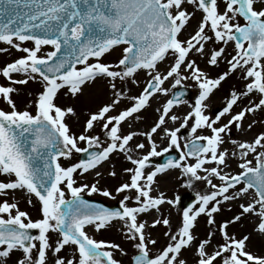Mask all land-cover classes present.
Wrapping results in <instances>:
<instances>
[{
    "label": "snow or ice",
    "instance_id": "snow-or-ice-1",
    "mask_svg": "<svg viewBox=\"0 0 264 264\" xmlns=\"http://www.w3.org/2000/svg\"><path fill=\"white\" fill-rule=\"evenodd\" d=\"M197 12V25L182 39ZM0 42L24 53L0 67L7 82L0 84V100L7 105L0 108V176L7 178L0 179V264H121L115 253L127 252L119 243L97 240L88 232H100L115 220L136 250L133 264H187L184 253L190 251L194 264H264V252L249 248L252 233L229 231L255 217L253 230L264 235V130L251 139L232 137V128L247 133L258 123L253 119L245 125L249 114L264 112V0H0ZM117 48L121 51L115 62L104 59ZM192 54L210 66L223 60L225 70L210 77L189 58ZM140 72L148 77L145 86L138 96L127 97L123 84H139ZM237 73L243 88L233 89L214 115L206 114L209 95ZM169 78L173 86L194 81L198 94L190 110L182 116L173 112L182 102L183 94L176 93L155 109L157 117L147 129L126 131L128 119H139L152 98L167 95L163 85ZM29 81L40 87L18 108L14 85ZM86 89H107L111 95L87 110L76 132L67 121L79 122L77 109L61 103V97L88 99ZM243 98L248 103L240 106ZM124 99L131 103L120 109ZM169 121L179 124L169 127ZM96 128L103 141L93 134ZM185 128L190 131L182 145L178 133ZM138 136L143 139L135 140ZM157 136L166 146L157 144ZM170 149L179 150V157L149 168L150 158ZM74 153L86 158L71 162ZM113 154H123L132 165L122 169L127 178L114 189L122 195L116 208L84 198V192L115 198L99 186V179L78 183L90 172L101 177L98 166ZM233 158L239 171H225ZM169 168L187 177L189 187L194 180L210 187L197 193L198 206L183 208L175 228L162 213L150 223L140 219L151 210L159 213L165 203L176 204L164 192L153 195L154 178ZM108 175L117 172L113 168ZM17 191L27 197L35 217L9 198ZM225 203L229 210L233 203L239 210L217 220ZM201 214L210 227L198 238L193 228ZM161 225L165 244L153 252L158 240L147 229ZM217 235L220 239L214 241Z\"/></svg>",
    "mask_w": 264,
    "mask_h": 264
},
{
    "label": "rangeland",
    "instance_id": "rangeland-1",
    "mask_svg": "<svg viewBox=\"0 0 264 264\" xmlns=\"http://www.w3.org/2000/svg\"><path fill=\"white\" fill-rule=\"evenodd\" d=\"M189 11H191V6H189ZM200 18V13L197 12L195 14L194 18L190 19V23L187 26V30L184 31L181 35V38H186L190 32L193 31L195 26L197 25V22ZM243 23V20L240 21ZM24 46H31L30 42H24ZM208 48L214 47L213 44H208ZM218 47V46H216ZM0 48H5L7 49L6 52H0V67L4 66L6 62H11L12 60L24 55V53L19 52L15 49L9 48L8 45L3 44L0 42ZM46 50H51L50 46H45ZM120 48H117L116 51L112 52L111 55H107L104 57L105 60L109 62H115L117 59L118 55L120 54ZM227 51L229 53L232 52V47L229 46ZM191 59H195L198 63V65L207 71L210 75V77H215L218 73L222 72L225 70V63L222 60L221 63L218 66H210L205 62V58L199 55L192 54L190 55ZM168 61L166 60L165 62L161 63L159 65L161 71H163L164 68L167 67ZM16 78H22V75L20 74H14ZM182 75H185V73H182ZM139 80V84H132L130 81L127 83L123 84L122 91H125L127 97H132V96H138L142 88L145 86L146 81L148 77L146 76V73L140 72L137 76ZM170 79V78H169ZM169 80L165 81L164 87H166L167 82ZM7 83L2 77H0V84H5ZM118 87L121 86V82H117ZM14 87L18 88L19 91L18 93L13 94V99L15 100L17 107L18 108H23L25 107L27 101L31 99V97L28 95L30 92H35L40 85L37 82L34 81H29L27 84L23 85H14ZM179 87H186L190 90V96L185 99L184 101L191 100L190 102L194 101V98L198 94L197 88L194 86V81H192L190 78L189 79H184L181 81L180 85H177L175 87H170L169 90L170 92L167 93V95L164 97L165 100H163L164 94H160L156 98L151 99V103L155 101V99H158L159 102H157V106L161 107L164 101L167 99L172 98V94L174 93L175 89ZM243 88V81L239 78V74H234L230 78H227L224 82H222L221 86H219L217 89H214L212 92V99L210 98L207 100L205 103H209L207 105V108L205 109L206 114L209 115H214L216 112L222 109L223 106H225V98L229 96L230 92L233 89H242ZM109 95H111L110 90L107 89H101L99 91L95 89L87 90L85 96L88 97V99H85V97H81L80 99H73L70 96H62L61 97V103L65 105H70V106H75L77 109V113L79 116V122H77L74 118H69L68 123L72 126L73 131L79 132L81 130V123L86 117V113L88 109H94L97 104H100L102 102L107 101ZM182 101V102H184ZM241 101V100H240ZM131 103L130 100L124 99L123 102L119 105L120 109H123L126 106H129ZM176 105H174L175 107ZM157 107V108H158ZM0 108H5L7 109V105L5 102L0 100ZM150 107H146V109L142 110L139 113V119L133 118V122L135 125V130L136 131H143L147 129L153 122V120L157 117V113L154 111L153 113L150 112ZM185 108L180 107L181 114L184 115L185 113ZM258 115H254L253 119H256L258 123L254 125L253 129L251 131L247 132V137L245 139H251L252 136L262 130H264V112L257 111ZM137 114H133L135 117ZM226 119V118H225ZM132 128V127H131ZM187 132V128L181 129L180 133L178 135L180 137L185 136ZM238 130L236 128H232V137L233 138H239L242 139V137L238 134ZM93 134H100V138L103 141L105 137L101 134V130L99 128H96L94 130ZM143 137H138L137 141L142 140ZM159 136L156 137V142L160 147L166 146V141H161L159 142ZM243 140V139H242ZM81 146H84L81 144ZM225 147H231L230 142L226 141ZM147 150V149H146ZM145 150V151H146ZM159 150V148H158ZM174 149H170L169 151H172ZM168 151V152H169ZM179 151V150H178ZM80 153H74L73 157L71 159V162H76L79 157ZM134 157L139 154V150L133 151L131 153ZM164 153L161 154V156ZM159 157H152L151 159H157ZM61 162L64 164H68L69 161L63 160L61 158ZM230 168L225 169V171H231V172H237L239 171V168L235 162V158L231 159L228 161ZM156 163L150 164L149 168L152 169L156 166ZM104 166V167H103ZM132 165L130 162L125 161L123 154H113L110 157V160L108 162H104L102 164L101 169L99 171L102 172L101 177L96 178L94 175L90 172L89 174H86L83 178L78 179V183H89L91 184L94 182V179H99V186L101 188L107 187L110 191L113 193V198L110 197H105L101 195L100 193H92L89 195L87 192L83 193V196L85 199L90 200V201H99L103 203L104 205H107L109 207H119L118 201L122 198L121 194H117L114 189L116 186L119 185L123 180L127 178L126 174L123 173L122 169L124 167H131ZM114 170L117 172V176L113 177L108 175L109 171ZM165 174H170L166 175ZM0 179H7L6 177L0 176ZM187 180L186 177L181 176L180 172L178 169H171L165 170L164 172L157 173L156 177L154 178V184H153V195L158 194L159 192H164L165 195L171 199H174L176 201V204L174 206H170L167 203L163 204L160 206V212L157 213L153 211L154 214H158L156 216H159L161 213L164 216H168L173 227L177 225V223L180 221V213L183 210V207L180 205L179 198L184 195L185 193H191L192 195H197V193L200 194H205L208 191H210V187L203 181H194V187H189L185 181ZM214 183H218L217 180L214 179ZM14 197L16 202L18 203V206L21 210L28 211L33 217H35L36 212L35 209L32 207V205L27 203V197L25 195H21L19 191L15 193H9V198ZM198 206V202L196 200V203L193 207ZM239 209L235 203L231 205V210H229V205L227 203L224 204L223 210L216 216L217 220H221L222 218H229L231 217L235 212H237ZM150 216L147 215H142L141 220H147ZM255 217H249L246 218L243 223L239 226H236L235 228H230L229 231H235L237 235L240 233H252L251 238H250V243H249V248L252 251L256 252H264V235L259 234L258 232H255L254 225H253V219ZM121 222L118 220H115L111 222V226L106 227L105 229H102L100 232H96L93 229H88L89 235L93 236V238L97 240H111L116 243H119L121 247H123L127 255H121L119 252L115 253V258L121 261V264H133L132 262V257L136 254V250L131 246V242L126 241L123 237L124 234L121 231ZM209 225L206 223V217L201 214L200 217L197 218V221L194 224V235L198 238H203L206 236L207 231L209 230ZM166 230L164 226H157L155 228H151V230L147 229L148 232L151 233V235L155 238H157L158 243L157 245L152 248V251L155 252L157 248H160L165 244V237L163 236V231ZM212 230L215 231V227L212 226ZM114 233V234H113ZM254 235H259V238L254 239ZM220 237L219 235L214 237L215 240H219ZM151 247V246H150ZM16 255H19V253H16ZM186 259H187V264H194V254L190 252L184 253Z\"/></svg>",
    "mask_w": 264,
    "mask_h": 264
},
{
    "label": "bare ground",
    "instance_id": "bare-ground-1",
    "mask_svg": "<svg viewBox=\"0 0 264 264\" xmlns=\"http://www.w3.org/2000/svg\"><path fill=\"white\" fill-rule=\"evenodd\" d=\"M173 85H174V80H173L172 78H170L169 81L167 82L166 88L169 89L170 87H175V86H177V85H175V86H173ZM169 92H170V90L168 91V93H169ZM165 96H166V95L164 94L163 98H164ZM212 97H213V95H212V93H211V94L209 95V97L206 99V101L209 100L210 98L212 99ZM163 100H165V98H164ZM183 101H184V100H183ZM190 101H191V100H187V103L181 102L179 105H176L175 107H173V112H174L176 115H178V116H182L181 111H180V107H184V108H185V109H184V110H185V113H184V114H186V112L190 110V106H191V104L194 103V101H193V102H190ZM206 101H205V102H206ZM157 102H159L158 99H155V101H154L153 103H151V106H150V108H149V109H150V112L153 113V112L155 111V109L158 107V106H157V104H158ZM164 102H166V101H164ZM247 103H248V99H247V98H243V99H241V101H239L240 106L246 105ZM205 104L208 105L209 103H205ZM238 110H239V107H234V111H238ZM155 112H156V111H155ZM255 115H258V112H256ZM251 120H253V115L249 114V115L247 116V119L244 121L245 125H247V123L250 122ZM178 124H179V121L175 122V124H174L173 122L169 121L168 126H169V127H174V126H178ZM131 127H132V128H131ZM123 128H124L126 131H127V130H133V131H136V130H135V125H134V122H133V118L128 119V120H127V123L123 124ZM189 131H190V129L187 128L186 135L181 137V143H182V145H183V143L185 142L186 138L188 137ZM238 134L242 137L243 140H244L245 137L248 136L247 133H244V132H241V131H239ZM138 137H139V136H138ZM138 137H136L135 140H137ZM158 140H159V142L163 141V140H161L160 137H159ZM103 167H104V166H103ZM100 169H101V167L98 166V170H100ZM168 170H169V169H168ZM201 174H203V173H201ZM166 175H170V174H165L164 176H166ZM186 178H187V177H186ZM194 181H195V180H194ZM194 181H193V183H192V185H191L192 188L194 187ZM153 211H154V210H151V211L149 212V214H148V216H150V217L147 219V221H149V223L151 222V220H152L154 217H156V215H158V214H154V215H153ZM141 218H142V216L140 217V219H141ZM151 228H152V227H149L148 229L151 230ZM194 231H195V228H193V233H194ZM113 234H114V233H113ZM253 238H254V239H257V238H259V235H254Z\"/></svg>",
    "mask_w": 264,
    "mask_h": 264
},
{
    "label": "water",
    "instance_id": "water-1",
    "mask_svg": "<svg viewBox=\"0 0 264 264\" xmlns=\"http://www.w3.org/2000/svg\"><path fill=\"white\" fill-rule=\"evenodd\" d=\"M176 93H182L183 94L182 97H180L181 100L185 99L190 94L189 90L186 88H181V89L177 90L175 92V94ZM169 157L176 159L179 157V152L174 151V152L165 154L164 157L160 160L161 164H165L167 162V160L169 159ZM80 158H86L85 154H80ZM195 201H196V199H195L194 195H192L190 193H187L180 198V203L182 204L183 207L192 206L195 203ZM96 204H98V203H96Z\"/></svg>",
    "mask_w": 264,
    "mask_h": 264
}]
</instances>
